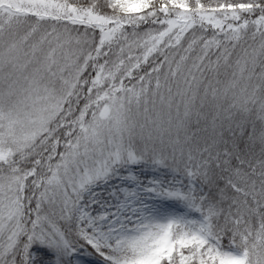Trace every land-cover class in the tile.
<instances>
[{
	"label": "snow or ice",
	"instance_id": "snow-or-ice-1",
	"mask_svg": "<svg viewBox=\"0 0 264 264\" xmlns=\"http://www.w3.org/2000/svg\"><path fill=\"white\" fill-rule=\"evenodd\" d=\"M0 264H264V0H0Z\"/></svg>",
	"mask_w": 264,
	"mask_h": 264
}]
</instances>
